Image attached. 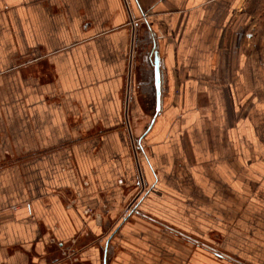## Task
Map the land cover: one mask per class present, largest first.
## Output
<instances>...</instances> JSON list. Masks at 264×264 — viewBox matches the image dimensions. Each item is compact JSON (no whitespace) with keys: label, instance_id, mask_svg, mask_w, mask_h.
Listing matches in <instances>:
<instances>
[{"label":"crops","instance_id":"1","mask_svg":"<svg viewBox=\"0 0 264 264\" xmlns=\"http://www.w3.org/2000/svg\"><path fill=\"white\" fill-rule=\"evenodd\" d=\"M78 241L264 264V0H0V264Z\"/></svg>","mask_w":264,"mask_h":264},{"label":"rangeland","instance_id":"2","mask_svg":"<svg viewBox=\"0 0 264 264\" xmlns=\"http://www.w3.org/2000/svg\"><path fill=\"white\" fill-rule=\"evenodd\" d=\"M46 68L49 69V66L47 65ZM101 131H104L103 133H105L108 130L107 129L100 130V128L94 127V129L91 131V135L92 136L93 135L94 136L100 135V132ZM119 183L122 184L121 180H119ZM84 184L86 185L88 183L85 182ZM82 195H83L82 192H78L75 195V197L71 200L72 201L71 204L75 203L76 200L78 198H81ZM131 210H132V207L125 206V208H124V214L130 213ZM86 215L92 216L93 218H98L97 219V220H99L98 222L101 221V212L100 211H95V210H92V209L89 208V209H87ZM117 222H119V221H117ZM79 246L80 245H79V241H78L75 244V247L77 248V251H75V247L74 248L69 247V248H71L70 252L68 250H66V247H65V249H62L61 250V258H62L61 264H73L77 260H79V253H78V249L80 248ZM229 259L233 260V258H229Z\"/></svg>","mask_w":264,"mask_h":264},{"label":"built area","instance_id":"3","mask_svg":"<svg viewBox=\"0 0 264 264\" xmlns=\"http://www.w3.org/2000/svg\"><path fill=\"white\" fill-rule=\"evenodd\" d=\"M146 15H147V13L145 14V16H146ZM66 250H68V251L70 252L71 249H70V248H67Z\"/></svg>","mask_w":264,"mask_h":264}]
</instances>
